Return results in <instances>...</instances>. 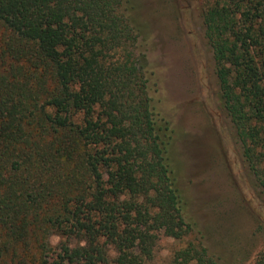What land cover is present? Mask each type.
<instances>
[{
	"label": "trees",
	"instance_id": "trees-1",
	"mask_svg": "<svg viewBox=\"0 0 264 264\" xmlns=\"http://www.w3.org/2000/svg\"><path fill=\"white\" fill-rule=\"evenodd\" d=\"M126 1L0 0V264H150L193 233ZM203 24L264 198V0H209ZM167 264L222 263L198 240Z\"/></svg>",
	"mask_w": 264,
	"mask_h": 264
},
{
	"label": "rangeland",
	"instance_id": "rangeland-1",
	"mask_svg": "<svg viewBox=\"0 0 264 264\" xmlns=\"http://www.w3.org/2000/svg\"><path fill=\"white\" fill-rule=\"evenodd\" d=\"M209 0H127L139 30L136 54L149 72L152 105L171 138L176 187L193 233L182 240L160 235L150 264L202 241L222 264L264 258V198L248 168L223 108L203 13ZM63 241L49 237L51 247Z\"/></svg>",
	"mask_w": 264,
	"mask_h": 264
}]
</instances>
